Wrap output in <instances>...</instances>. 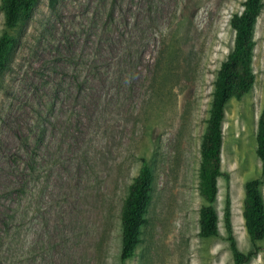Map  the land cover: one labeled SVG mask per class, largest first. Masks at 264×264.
<instances>
[{
	"label": "rangeland",
	"instance_id": "1",
	"mask_svg": "<svg viewBox=\"0 0 264 264\" xmlns=\"http://www.w3.org/2000/svg\"><path fill=\"white\" fill-rule=\"evenodd\" d=\"M243 1L40 0L12 30L0 8V35L19 38L0 78L6 264H235L223 220L227 198L238 249H253L242 211L248 181L260 179L264 200L256 153L264 6L253 88L225 109L220 234L198 235L200 143L217 71L233 45L229 20ZM125 48L128 57H119ZM105 57L122 58V68ZM144 165L154 178L147 223L122 261L121 208ZM257 246L245 264H264V239Z\"/></svg>",
	"mask_w": 264,
	"mask_h": 264
},
{
	"label": "trees",
	"instance_id": "2",
	"mask_svg": "<svg viewBox=\"0 0 264 264\" xmlns=\"http://www.w3.org/2000/svg\"><path fill=\"white\" fill-rule=\"evenodd\" d=\"M39 1L1 0L0 8L4 14L5 28L12 30L24 24L31 17ZM263 6V0H244L242 9L232 14L229 20V25L234 32L233 45L217 71L209 117L200 143L198 192L204 201L199 209L198 218V235L201 238L217 237L220 234L215 202L218 197V178L221 176L228 178L221 164L225 109L231 99L239 101L253 88L255 82L252 67L254 34L257 17ZM107 25L108 22L105 23V27ZM108 41L112 40L108 39ZM18 42L19 38L16 35L8 32L0 35V78ZM111 49L115 47L111 46ZM127 53L129 51L125 48L120 51L119 57L126 58ZM119 57L113 63L105 58L109 66L114 65L120 68L122 58ZM99 73L100 71L96 69V74ZM256 143V153L261 161V174H264V107L258 119ZM153 183V174L149 167L144 165L128 187L120 216L122 261L129 259L141 242L142 227L147 223V214L152 201ZM242 217L245 231L253 246V249L247 253H242L238 249L233 237L231 209L227 198L223 220L235 264H245L256 257L259 252L257 242L264 239V200L259 178L245 183ZM6 259L4 251L0 248V264H6Z\"/></svg>",
	"mask_w": 264,
	"mask_h": 264
}]
</instances>
